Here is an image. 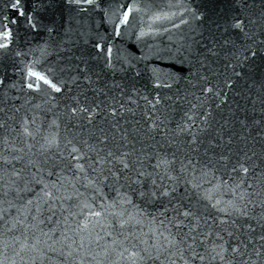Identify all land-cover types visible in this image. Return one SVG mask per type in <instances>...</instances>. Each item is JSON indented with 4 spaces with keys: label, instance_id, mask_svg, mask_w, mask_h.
I'll return each mask as SVG.
<instances>
[{
    "label": "water",
    "instance_id": "water-1",
    "mask_svg": "<svg viewBox=\"0 0 264 264\" xmlns=\"http://www.w3.org/2000/svg\"><path fill=\"white\" fill-rule=\"evenodd\" d=\"M14 2L0 0V31L5 16L17 20L0 49V261L184 264L160 235L177 231L162 213L174 217L179 200L199 217L197 253L220 231L231 243L251 239L262 256L250 260L264 264V0H21L35 28ZM163 158L171 167H156ZM137 179L175 188L176 199L145 201Z\"/></svg>",
    "mask_w": 264,
    "mask_h": 264
},
{
    "label": "snow or ice",
    "instance_id": "snow-or-ice-1",
    "mask_svg": "<svg viewBox=\"0 0 264 264\" xmlns=\"http://www.w3.org/2000/svg\"><path fill=\"white\" fill-rule=\"evenodd\" d=\"M55 2V0H53ZM70 3L80 5L81 3L86 4V5H94L96 8L100 7V4L98 3V0H70ZM11 8L17 11V14L19 17H24L25 20L27 21L28 25H30L32 28H35L36 25L33 23V17L30 15H27L24 7L21 6V0H15L14 3L11 4ZM132 11L131 8H129L127 11L123 13V16L120 20L121 24H127L129 21V13ZM160 17H157L159 19ZM199 19V17H197ZM4 21H7V23L3 24V31H0V40L3 42H0V49H7L9 47V42L12 38V30L9 28L8 24H16L17 20L13 19L9 21V18L5 16ZM181 23H186V21L181 20ZM175 27H179V25H174ZM234 27H241V23L238 21ZM119 25L116 28V35H119ZM96 49L100 51H105L104 46L101 43H97L95 45ZM253 56L256 55L255 52L252 53ZM111 56H112V48L107 47L106 48V58L109 61V66H110V61H111ZM29 75L32 77H35L38 81L43 82V84L48 85L53 91L55 92H61L62 89L59 87L56 83L52 82L47 78V76L42 75L39 72L33 71L29 69ZM4 81L0 80V84H3ZM156 87H160L161 85L157 83L155 85ZM168 86V85H164ZM29 89H33L34 85L29 83L27 85ZM36 90H39V85H36ZM211 91V89H209ZM147 99V97H145ZM75 111V109H73ZM25 132H27V129H25ZM73 152H76L77 149L73 148ZM108 156H113L112 152L108 153ZM9 161L7 159L4 160V163L7 164ZM98 163H103L104 160L100 159L97 161ZM119 163L123 165V169H128L130 167L129 163H127L123 157L119 158ZM172 161L167 160L166 158H163L159 161V163L156 165L157 168L161 166H166V167H171ZM76 168L79 169L80 171H83L84 166L82 164H76ZM242 171L244 173H248L249 169L247 167H244L241 165ZM122 169V170H123ZM111 171V170H109ZM235 171V169H234ZM13 175L19 177V172H14ZM51 175V173H50ZM112 175L116 176L117 179H119L118 174L112 173ZM145 173L139 172L138 177L144 176ZM133 183H140L141 184V190L138 191V195L144 199L145 201L148 202H156L158 200H161L162 198H170L169 203H171V199H176L175 193L176 189L175 188H167L166 186H161L157 185L155 180L151 181L150 186H146L144 182L140 181L139 179L132 181ZM39 183V181H37ZM197 185H194V187ZM25 188H27V181L25 182ZM24 189H17V192L23 191ZM3 195L6 197L8 195L7 191L3 193ZM256 195H261V193H256ZM44 196L45 197H51L52 192L51 191H44ZM241 200H244V196L240 197ZM6 201L0 200V203H5ZM127 203H132L131 200L126 201ZM10 204V202H7ZM29 204L32 203L31 200L28 201ZM177 206H173L171 209L173 212H175V216L172 218H169L167 216V212L169 209L167 207H164L162 215L165 216V219L168 220V223L172 224L177 231L173 234L172 232H169L167 236H164L163 233H160L161 236L164 237L165 242L168 244L169 247L175 249L173 255H178L181 260L184 261V264H189V261L185 259L184 253L185 251L191 252L192 257L195 259H199L201 261L205 260L206 257L209 258L211 261H220V264H255L254 261L250 260V257L252 255H255L256 257H261L262 253L255 248V246H252V251L249 252V247L251 246V239H249L248 243H245L243 240H238L235 243H231L229 241H225L224 236L221 235L220 231H217L215 233L217 240L219 242H213L212 246L210 249H206L205 255H201L196 252L194 245L197 244V237L194 235L196 230L199 228V223L197 222L199 220V217L196 215L195 212L189 210L188 208L184 207L182 204H180V201L177 200ZM13 206L14 205H11ZM247 207V205H245ZM235 211L241 212V210L238 207H235ZM3 211H7V209H4ZM221 211H224L221 209ZM96 216H99L100 213H93ZM242 215H247L245 212H241ZM183 217V219H181ZM0 219H3V216L0 215ZM251 219H255V217H251ZM185 220L189 221V224H191V227L188 226V224H185ZM260 223V226L264 228V215L260 217V220L258 221ZM164 221L161 220L160 224L163 225ZM206 223V221H205ZM226 221L221 220L220 224H224ZM236 223L235 220L232 221V224L234 225ZM123 226V222L121 224ZM250 228L251 225H248ZM184 228H188V232L185 233L183 232ZM11 229H8L10 231ZM224 232L227 233V235L231 238H234V232L229 231L228 229H223ZM254 231V229H253ZM200 235L204 236L205 239H207L208 235H212L211 232L205 234V233H200ZM191 240V243H188V241ZM259 240L262 242L261 243V248H264V234H261L259 236ZM5 243V248L8 247L7 241ZM200 244H203V241H200ZM127 251V249H125ZM147 251V249L145 250ZM159 251V249H157ZM122 255V253H121ZM137 253L133 252L131 253V256L135 257ZM245 257H248L249 259H245ZM149 258H153L151 254H149ZM155 259H159V256L157 255L154 257ZM0 264H3V261H0ZM172 264H175L173 261Z\"/></svg>",
    "mask_w": 264,
    "mask_h": 264
}]
</instances>
